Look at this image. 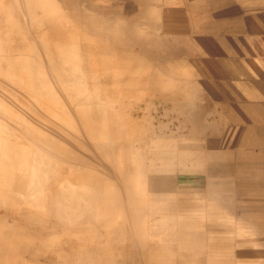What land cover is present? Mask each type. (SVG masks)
I'll list each match as a JSON object with an SVG mask.
<instances>
[{
  "label": "crops",
  "instance_id": "0c3cea01",
  "mask_svg": "<svg viewBox=\"0 0 264 264\" xmlns=\"http://www.w3.org/2000/svg\"><path fill=\"white\" fill-rule=\"evenodd\" d=\"M76 3L62 40L97 45L87 50L101 86L122 102L131 87L135 105H165L155 144L166 183L214 241L215 264H264V0Z\"/></svg>",
  "mask_w": 264,
  "mask_h": 264
},
{
  "label": "rangeland",
  "instance_id": "374dc122",
  "mask_svg": "<svg viewBox=\"0 0 264 264\" xmlns=\"http://www.w3.org/2000/svg\"><path fill=\"white\" fill-rule=\"evenodd\" d=\"M70 1L0 0V156L6 157V167H0L1 174L26 175L24 167L20 168L25 163L23 154L53 137L62 141L64 149L71 148L73 157L79 161L87 158L90 167L100 174L103 172L108 188L104 193L94 189L95 194L89 197L78 194L77 200L71 202V209L78 207L75 213L71 209L66 213L45 211L41 206L37 210L40 225L45 227L46 237L52 238L47 239V247L31 245L28 251L10 240V245L6 243L1 248L0 264H69L74 259L78 264L80 260L87 264H215L214 241H208L207 232L198 230L196 217L189 214L181 198L172 192L171 184L166 183V153L159 151L155 144L156 140L165 138V105H135L131 87L126 88L125 102L121 101L116 87H110L109 94L99 87V94L90 95L93 83L101 86L104 77L101 65L95 60L98 57L92 52L99 48L93 41L62 40L68 39L76 29L75 8H71L75 5ZM81 2L83 6L86 4V0ZM40 4L45 8H39ZM61 69L67 73L68 78L64 79L67 84L60 82ZM76 90L82 95L75 104ZM50 93L61 101L64 109L51 99ZM95 97L104 102L111 118L104 121V126L114 128L106 137L104 151L100 149V139L96 141L90 130H86L89 123L97 120L84 118L79 113L76 117L71 112L92 106ZM151 106L156 111L151 117L143 118V111ZM60 109L80 125V132L70 134L64 128ZM124 116L131 117L126 119L128 129L121 120ZM180 123L181 120L175 125ZM149 124L155 128L151 130ZM28 159L32 161L30 156ZM51 161L49 169L55 165ZM31 196V193L19 192L18 198L22 199L17 205L36 209L37 203L50 202L45 189L30 199L33 204L27 205ZM100 202L106 204L103 213L97 208ZM5 206L0 204V208ZM11 212L7 211L1 222L10 224L20 213L18 210L10 215ZM101 216L105 219L103 222H100ZM61 236L68 241L64 242ZM61 251L67 256H59ZM74 251L77 253L73 254Z\"/></svg>",
  "mask_w": 264,
  "mask_h": 264
},
{
  "label": "bare ground",
  "instance_id": "6f19581e",
  "mask_svg": "<svg viewBox=\"0 0 264 264\" xmlns=\"http://www.w3.org/2000/svg\"><path fill=\"white\" fill-rule=\"evenodd\" d=\"M68 1H70V0H68ZM76 2H78V0H72V3L75 6L77 5ZM70 4H71V1H70ZM39 8L44 9L45 8L44 4H40ZM48 53H50V52H48ZM72 55H74V54H71V56ZM61 70L59 71L60 72L59 78L62 81H60V82H64V84H67L68 81H64V79L68 78L67 73H65V71L63 69H61ZM62 76L64 78H62ZM102 85H104V84H102ZM92 87H93V90L90 91V95L92 94L94 96V95L99 94L101 92L99 87H102V86H98V85L93 83ZM105 90H107V89H105ZM104 93L109 94V92H107V91ZM81 95H82L81 91L76 90V92L74 93V99L72 98L73 102L75 104L79 102ZM49 96L58 105L60 104V106L63 108L61 101L58 100L55 97V95L50 93ZM87 100H89V99H87ZM94 100H95V102L92 103L93 104L92 106H88L84 110H82L80 108H76L75 110L73 109V111H71V112H73V114L76 117H77V113H79L84 118H87V117L90 118L91 117V118H94L95 120H97L96 123H93V122L89 123L88 127H86V130H90L89 134L90 135L92 134L93 137L96 138V141L98 139H100L99 140L100 141L99 145L101 147L100 149L103 150V148H104L103 146L105 145L106 141H108L106 137L108 135H110L109 132H112V130H114V128L108 129L107 126H104L105 125L104 121H108L111 119L110 116L107 114L108 111L105 110L104 102L99 100L97 97H95ZM63 101H64V99H63ZM54 110H56V109H54ZM60 112L62 114L61 120L64 122V128L67 129V131H69L70 134L80 130V128H79L80 125L77 124V122H75V120L73 118H68L66 115H64L62 109H60ZM50 116H52V115H50ZM91 130H96V131L94 132ZM81 135H83V134L81 133ZM10 140H11V138H10ZM85 143H87V142H85ZM88 144H90V143H88ZM7 145H9V143ZM70 149L71 148L64 149L62 141H58L56 138L50 137V138L46 139L45 143L41 147L28 149V150H26V153L23 154V156H25V163L23 165H20V168H22V166L24 167V169H25L24 173L26 171V175L20 176V175H14V174H11L8 172H4L5 174H1L2 172L0 169V204L1 203L6 204V206H5L6 208H4V209L2 207L0 208V233L4 232L3 236L0 237V251H1V248L6 245V243L9 244L10 240L16 242V244H18L19 246L26 248L25 250H28V251H30L29 249H30L31 245H36V247H40L42 249H45V247H47L46 242H49V240H51L52 238L46 237L47 233L45 232V227L43 225H40L41 221L39 220L40 217L38 216L39 212L37 210H39V208L41 206L44 207L45 211H54V212H58V213L59 212H65V211H67V209L72 208L71 202L77 200L76 198H78V194H84L85 196L89 197V196H92L93 194H95L94 189H99L100 193H103V188L106 189V187L101 186V184H102L101 174L89 166V165H91V163L89 164V160L87 158H85L83 161H81V160L79 161L77 158L72 156V154L70 153ZM3 150H4V148H3ZM11 151H9V152H11ZM13 154H15V153L12 152V156H13ZM16 155H17V153H16ZM29 156L32 159V161H30L28 159ZM5 158L6 157L4 155L0 156V167H3V165L6 167V165H5L6 159ZM51 160L54 161L55 165L53 164L52 168L49 169L51 165H48V164L53 163ZM14 163H15V161H14ZM66 166H67L68 172L66 171V168H65ZM40 169L42 171H40ZM4 170H7V169L4 168ZM19 170L20 169H18L17 171H19ZM52 174H53V179L51 177ZM47 181H50L51 183L47 184ZM1 185H5V186L3 187ZM42 185L44 186L43 188H42ZM96 185L99 186L100 188H95ZM41 188L43 190L45 189L46 193L50 197L49 204L44 205L43 203L39 202V204L37 203L35 205V207L36 206L38 207L36 209L26 208L27 206L25 207L24 205H23L24 207H20L19 205H17V203L19 202V199L21 198V197L18 198L19 192H21V193L25 192L27 194L31 193L33 195V196L29 197V200L27 203V205H28V204H33V201H31L30 199H33L34 196L36 197L37 195H39V193L42 190ZM39 189H41V190L39 191ZM45 197H46V195H45ZM22 201H25V200H22ZM97 205H98L97 208L100 211H102V213H103V210H105V207H106L105 202H100ZM32 206L33 205H30V207H32ZM77 208L78 207L75 206L76 210H77ZM73 209H71V211L72 212L74 211L73 213H75L76 210L75 209L73 210ZM18 210L20 211L19 216L15 219H12V222L10 224L5 223V222H1V219H4L7 216V211L8 212L12 211L10 213V215L11 214L15 215L18 212ZM89 218H90V216H89ZM103 220H104V218H103V216H101L100 222H103ZM70 229H75V228L71 227ZM71 231H74V230H71ZM10 233L13 235H11ZM47 239H49V240H47ZM61 239L64 240V242L68 241L67 239H63L62 236H61ZM77 239H78V237H77ZM32 242H34V243H32ZM64 247H66V246H64ZM58 249L59 248H57V250ZM64 249L62 250L63 252H65ZM62 251L60 253L58 252V255L59 256H67ZM75 252L76 251H74L73 254H75ZM73 254L71 253V255H73ZM75 260L76 259H74L73 263H69V264H76L77 261H75ZM81 263L87 264V261L80 260L79 264H81ZM64 264H67V262H65Z\"/></svg>",
  "mask_w": 264,
  "mask_h": 264
}]
</instances>
